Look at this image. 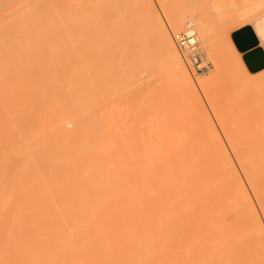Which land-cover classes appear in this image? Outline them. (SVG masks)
<instances>
[{
  "label": "bare ground",
  "instance_id": "6f19581e",
  "mask_svg": "<svg viewBox=\"0 0 264 264\" xmlns=\"http://www.w3.org/2000/svg\"><path fill=\"white\" fill-rule=\"evenodd\" d=\"M72 3L68 13L24 3L0 17V264H223L241 244L248 255L228 264H262L255 215L243 209L228 217L248 226L241 239L220 222L230 200L264 192V143H234L230 158L216 142L188 147L177 132L172 145L162 142L167 135L145 147L129 142L120 101L107 97L117 66L126 103L138 95L130 85L142 79L137 64L145 59L160 58L173 79L198 80L172 59L157 19L149 16L151 36H142V17L137 26L121 16L104 20ZM188 14L183 4L166 12L177 27ZM130 39L143 50L125 53ZM201 39L223 59L213 33ZM159 119L153 135L161 138Z\"/></svg>",
  "mask_w": 264,
  "mask_h": 264
},
{
  "label": "rangeland",
  "instance_id": "374dc122",
  "mask_svg": "<svg viewBox=\"0 0 264 264\" xmlns=\"http://www.w3.org/2000/svg\"><path fill=\"white\" fill-rule=\"evenodd\" d=\"M6 1L5 7H7V9H5L4 7V10H2L0 4L1 18L4 13L13 12L24 3L26 5L28 3H30V5L34 4L33 0H20V2L24 1L21 4H19L20 2L18 3L17 0ZM57 1L54 2L53 0H36V2H39V4H42L41 2H43V4L52 2V4L57 5L54 8L57 9L56 12L58 13L73 12L72 2L74 0ZM76 1L84 3L86 8L85 10H83V13L98 17L99 19L102 18L104 20H111V18L116 19L118 16H121L127 23L134 22L133 24H136V26L138 24H143V22L141 23L140 21L145 20V23L144 25H142L141 30L140 26L138 30L142 32V36H148L149 34L151 36L152 26L150 25L151 22L148 20V18L149 16L153 17V15L143 7H141V5L144 4L145 0ZM228 1L233 0H204V2L207 3H228ZM152 2H154L157 6H164V8L161 9V16L163 17V15L165 16L166 12H168L170 8L182 4L186 6L191 3L192 0H152ZM237 2H239V0H237ZM28 8L29 5L26 6L27 10ZM8 9H10L11 11H8ZM97 10L100 12H98ZM41 12L47 13V11L43 10ZM140 17L142 18L139 21ZM153 18L159 19V17ZM135 21L137 22L135 23ZM183 24L184 23L182 22L179 27L184 28L185 25ZM196 36L199 41L202 40L197 32ZM1 37L0 45L3 41ZM203 42L204 41H200L199 45L205 51L207 60L211 63L210 67L205 71L195 72L188 68L184 62L188 73L195 79H197L198 83L191 84L189 82L190 80L188 81L181 78L178 79L176 77H174L173 79V76L170 75V72H167L166 68H164L165 64L161 62L160 58H153L151 60L145 59L143 61H139L137 64L139 75L142 79L133 82L130 85V87L132 88V93L133 91L134 93L135 91H137L138 95L136 93V95L134 94V96L131 93L132 95L130 98L128 97L129 102L127 103L126 100L122 98V93L127 92V90L129 89L126 88L127 86L124 85L125 82L123 80L121 81L117 78L124 73L123 68L117 66L118 68H116L113 73L114 78H112L111 80L114 89L112 90V93L111 91H108L110 95L107 97L120 101V106L123 110L121 113L122 116H120L118 120L120 118L122 119V122L120 121L121 119L119 120V122L123 125L124 130H126L127 128L131 129L130 135L128 134L129 142H134L138 146H140L141 144V146L145 147L146 144L160 141L166 135L167 137L170 135V138L168 137L169 139L165 137V141L162 140V142H169V144L171 143L172 145L173 142L175 143L176 141L173 138L174 136H176L175 132H177L183 134V141L188 147L194 145L203 146V143L209 141L216 142L226 148V156L230 158H233L235 156L230 152V145L234 143L240 146H250L252 143H264V90H261L259 86H249L233 81L229 76L228 68L224 60L221 58L219 59L217 56L213 57L212 55H210L207 48L208 46L205 44V42ZM124 47L125 53L128 52L127 54L131 55H133L134 52L138 53L144 48L142 43L134 39L128 40L124 44ZM202 79L204 80L202 81ZM122 87L123 89H121ZM153 89L155 90V92ZM157 89L159 93L156 92ZM150 94H152V97L154 95L155 96L152 98ZM150 99L152 101H150ZM156 101L157 105H155ZM132 102L138 103L136 104V106L131 107L128 105V103ZM139 102L145 105L141 104V107H139ZM149 102L151 106L147 104ZM153 116H155V119ZM157 118H160V122L163 120L161 124H163V126L165 127L162 133L163 135L161 134L160 136L161 138L153 135L154 124L152 123V121L156 120ZM165 121L166 123H164ZM150 123H152L153 126ZM151 128L152 130H150ZM165 131L167 134L165 133ZM200 135H202L204 138L205 136H207V140L201 138ZM209 137L211 138L208 139ZM153 138L155 140H153ZM167 139L170 141H167ZM130 156L131 155L127 154L126 152H122L121 154V157L123 158H127ZM209 156L213 155L208 154L207 156V154H198L196 157ZM223 156H225V154ZM219 195L221 197H234L238 194L220 193ZM242 197V201L230 200L229 203L225 204L228 207L223 208L222 210V216H224V219L220 222V225L224 227L225 224H227L226 228H229L228 230L231 232L230 236L235 239H241L244 233L249 229L248 226L242 225V221L238 219L234 223H232L231 219H229L228 217H231V215L235 213L237 214L242 212L243 209H247L255 215L256 220L259 224L258 227L261 230L260 233H262V236L264 237V227H262V218H264V212H259V214H257V210L261 208V200H264V192H246L242 194ZM248 251H250V249L248 250L247 245L241 244L233 250L231 255H229V253L227 252L228 256L226 258H224V254L221 253V256L223 257L222 260L224 262L223 264H228V258H241V256L244 255L245 252L248 255ZM224 259L228 261L226 262ZM243 260L241 261V264H246V262Z\"/></svg>",
  "mask_w": 264,
  "mask_h": 264
},
{
  "label": "snow or ice",
  "instance_id": "6c2138e0",
  "mask_svg": "<svg viewBox=\"0 0 264 264\" xmlns=\"http://www.w3.org/2000/svg\"><path fill=\"white\" fill-rule=\"evenodd\" d=\"M56 6L30 5L38 9ZM141 7L153 17H159L158 24H164L162 31L167 33L165 40L169 49L175 50L172 59L177 62V66L183 60L181 49L194 51L200 43L195 38L196 30H199L201 38L211 32L230 78L237 83L259 86L264 90V0H233L232 3L192 0L186 5L189 14L185 16L183 23L193 28V31L187 32L184 28L177 27L171 16H161L163 5L157 6L152 0H145ZM188 37L193 39L189 40ZM259 212H264V200H261V208L257 210V214Z\"/></svg>",
  "mask_w": 264,
  "mask_h": 264
},
{
  "label": "built area",
  "instance_id": "2783aa9c",
  "mask_svg": "<svg viewBox=\"0 0 264 264\" xmlns=\"http://www.w3.org/2000/svg\"><path fill=\"white\" fill-rule=\"evenodd\" d=\"M184 29L185 32L193 31V28H191L190 26H185ZM188 39L192 40L193 37H188ZM181 52L183 54V60L187 67L195 72L205 71L211 65V63L207 60L205 51L199 44H197L194 51L191 49H181Z\"/></svg>",
  "mask_w": 264,
  "mask_h": 264
}]
</instances>
